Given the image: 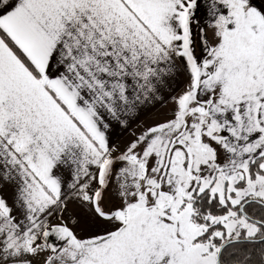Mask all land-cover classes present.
Wrapping results in <instances>:
<instances>
[{
	"label": "snow or ice",
	"instance_id": "6c2138e0",
	"mask_svg": "<svg viewBox=\"0 0 264 264\" xmlns=\"http://www.w3.org/2000/svg\"><path fill=\"white\" fill-rule=\"evenodd\" d=\"M0 264H264V0H0Z\"/></svg>",
	"mask_w": 264,
	"mask_h": 264
}]
</instances>
